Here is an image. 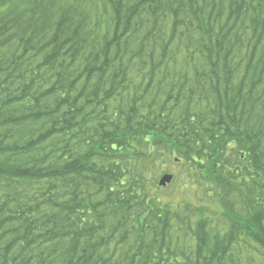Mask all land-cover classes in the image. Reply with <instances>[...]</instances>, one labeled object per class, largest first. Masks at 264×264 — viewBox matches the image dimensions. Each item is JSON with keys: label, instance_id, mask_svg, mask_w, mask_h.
Listing matches in <instances>:
<instances>
[{"label": "trees", "instance_id": "obj_1", "mask_svg": "<svg viewBox=\"0 0 264 264\" xmlns=\"http://www.w3.org/2000/svg\"><path fill=\"white\" fill-rule=\"evenodd\" d=\"M250 263L264 0H0V264Z\"/></svg>", "mask_w": 264, "mask_h": 264}, {"label": "rangeland", "instance_id": "obj_2", "mask_svg": "<svg viewBox=\"0 0 264 264\" xmlns=\"http://www.w3.org/2000/svg\"><path fill=\"white\" fill-rule=\"evenodd\" d=\"M161 163H163V167L158 173L151 177V182H155L157 185V181L164 173L172 174V181L164 187H159V194L164 196L165 200H170L174 204L188 201L186 206H212V202L214 200L213 194L208 192L210 194L207 196V193L202 191V188H197L198 191L193 192L190 188L180 187L179 182H177V177L179 176L177 173L180 172V168L176 165H172L166 158H162Z\"/></svg>", "mask_w": 264, "mask_h": 264}, {"label": "water", "instance_id": "obj_3", "mask_svg": "<svg viewBox=\"0 0 264 264\" xmlns=\"http://www.w3.org/2000/svg\"><path fill=\"white\" fill-rule=\"evenodd\" d=\"M172 174L165 173L163 174L160 179L158 180V185L159 186H166L172 181Z\"/></svg>", "mask_w": 264, "mask_h": 264}]
</instances>
